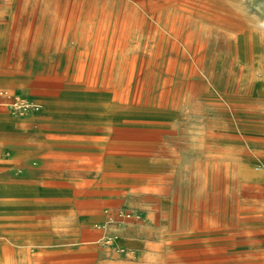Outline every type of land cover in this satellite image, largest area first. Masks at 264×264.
<instances>
[{"label":"rangeland","instance_id":"rangeland-1","mask_svg":"<svg viewBox=\"0 0 264 264\" xmlns=\"http://www.w3.org/2000/svg\"><path fill=\"white\" fill-rule=\"evenodd\" d=\"M47 1L36 25L52 43L65 29L64 49L31 70L72 72V48L78 83L90 63L72 121L97 122L89 106L109 104L122 115L112 136L154 146L133 154L153 178L111 183L98 162L40 158L0 175L48 203L72 198L66 210L39 207L43 189L1 191L0 220L8 205L28 211L25 227L1 226L0 264H264V0Z\"/></svg>","mask_w":264,"mask_h":264},{"label":"crops","instance_id":"crops-1","mask_svg":"<svg viewBox=\"0 0 264 264\" xmlns=\"http://www.w3.org/2000/svg\"><path fill=\"white\" fill-rule=\"evenodd\" d=\"M47 3V0H0V175L40 158L45 161L98 162L103 180L111 183L128 182V179L112 177L104 170L105 155L118 143L125 142L109 133L113 127L122 129V116L118 122L101 127L74 123L72 115L76 111L69 109L65 101L69 91L64 86V75L59 77L44 71L35 74L31 70L37 66L45 69L49 60L52 58L50 62H55L64 49L65 29L57 31L52 43L48 33L36 25ZM18 100L23 101L24 109L15 107ZM79 132L92 134L97 139L92 142H76L62 138ZM36 189L44 190V197L36 199L43 202L47 192L41 186L0 183V192L10 194L18 191L21 194L18 198L26 201V195ZM65 197H71V194L66 193ZM49 205L70 210L72 198L68 208L45 202L39 207ZM7 207L9 212L4 221L0 220V228L25 227L28 211L26 204L21 206V210L11 205Z\"/></svg>","mask_w":264,"mask_h":264},{"label":"bare ground","instance_id":"bare-ground-1","mask_svg":"<svg viewBox=\"0 0 264 264\" xmlns=\"http://www.w3.org/2000/svg\"><path fill=\"white\" fill-rule=\"evenodd\" d=\"M64 32V30H63ZM211 41V40H210ZM218 41V39H217ZM219 43V42H218ZM71 53L66 59V63H68V67L72 68L73 71H66L65 72V84L64 86L68 89V93L66 95L65 101L67 102L68 108L71 110L75 111H85V109H81V106L79 105V102L82 98L86 97V86H87V81H88V69L90 67V63L87 64V69L85 71V75L82 78L81 82H74L73 76L76 72L75 70V62L76 58L74 55V49H70ZM56 59V58H55ZM59 65L56 61L54 62V66ZM121 68V67H120ZM167 68V67H166ZM120 74V73H119ZM119 79V78H118ZM2 80H5L3 78ZM4 82V81H3ZM9 82V80H8ZM11 82V81H10ZM13 82V81H12ZM11 82V83H12ZM168 82V81H167ZM7 83V82H6ZM16 85V84H15ZM118 86V85H117ZM167 90V89H166ZM23 96V95H22ZM27 97V96H25ZM23 98V97H22ZM11 105V104H10ZM20 106V104H19ZM37 106V105H36ZM34 107V106H33ZM32 108V107H31ZM30 108V109H31ZM21 109H24V106L21 107ZM13 110V108H12ZM24 111V110H23ZM22 111V112H23ZM31 111V110H30ZM88 111L93 113L94 116L98 117L97 122L91 123V126L95 125H100L99 127L118 122L120 120V117L122 116L121 114L115 113L111 106L107 103H102V104H91L88 108ZM18 112V111H17ZM20 112V111H19ZM36 112V110H35ZM39 114V113H38ZM179 119V118H178ZM111 125V124H110ZM93 127V128H94ZM106 128V127H105ZM107 129V128H106ZM111 129V128H110ZM127 129V128H126ZM131 129V128H130ZM160 129V128H159ZM113 130V129H112ZM131 132V131H130ZM138 132V131H137ZM141 132V131H139ZM221 132V131H220ZM224 133V132H223ZM114 134V133H113ZM176 134V133H175ZM117 135V134H116ZM133 135V134H131ZM138 135V134H137ZM124 137V136H122ZM120 138V137H118ZM113 139V138H112ZM115 139V138H114ZM121 139V138H120ZM146 140V139H145ZM150 140V139H149ZM154 148V146H149L147 144H132V143H127V142H120L116 146L110 149L111 152L105 155L104 159V170L106 171L107 174H111L112 177H116L118 179H128V181H140V182H146L149 179L153 178V173L151 172L150 169H147L143 163V160L140 159L137 155H133L134 153L141 151V150H146ZM255 148V147H254ZM166 150V149H165ZM115 151H118L114 153ZM114 153V154H113ZM110 177V176H109ZM37 198V197H36ZM104 198V197H103ZM80 200V199H79ZM111 200V199H110ZM45 203L46 200L44 199ZM87 202V201H86ZM105 202V201H104ZM107 202V201H106ZM51 204L56 205V206H61L64 208H68L71 205V198L70 197H65V198H60V197H53L52 200H50ZM76 203V202H75ZM83 203V201L81 202ZM97 203V202H96ZM100 203V202H98ZM97 203V204H98ZM102 203V202H101ZM96 204V205H97ZM175 204V203H174ZM202 204V203H201ZM83 205V204H82ZM85 205V204H84ZM94 205V207L96 206ZM120 206V205H119ZM78 207V206H77ZM104 207V206H103ZM51 208V206H50ZM124 208V207H123ZM48 209V208H47ZM72 209V208H71ZM201 211V210H200ZM135 214V213H134ZM139 212L137 213V215ZM136 215V214H135ZM5 216V215H4ZM132 216V215H131ZM140 216V215H138ZM121 217V216H120ZM119 217V218H120ZM124 216V220H125ZM129 217V216H128ZM134 216H132L133 218ZM115 218V217H114ZM149 219V218H148ZM101 219L97 217L96 215H90L88 218L83 220L84 224H97ZM131 220V219H129ZM135 221V220H134ZM157 222V221H156ZM72 224V223H71ZM145 224V223H144ZM156 224V223H155ZM114 225V224H113ZM71 229V228H70ZM11 233V232H10ZM104 234V233H103ZM157 234V233H156ZM82 235V234H81ZM87 235V234H85ZM144 235V234H143ZM146 236V235H144ZM21 237H23L25 240H27L28 243L34 244L32 241L36 240L39 237L38 232H32L28 229L26 231L22 232ZM118 239V238H117ZM116 240V238H115ZM98 241V240H97ZM109 241V240H108ZM169 241V240H168ZM87 242V241H86ZM170 243V241H169ZM116 244V243H115ZM106 246V245H105ZM145 246V245H143ZM123 254V253H122ZM82 255V254H81ZM95 255V254H94ZM139 255V254H138ZM49 257V256H48ZM63 258V257H62ZM42 259V258H40ZM51 259V258H50ZM70 259V258H69ZM145 264H153V263H145Z\"/></svg>","mask_w":264,"mask_h":264}]
</instances>
